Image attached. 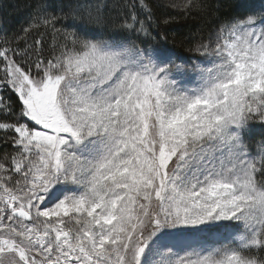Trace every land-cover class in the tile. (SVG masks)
I'll return each mask as SVG.
<instances>
[{"label": "snow or ice", "instance_id": "1", "mask_svg": "<svg viewBox=\"0 0 264 264\" xmlns=\"http://www.w3.org/2000/svg\"><path fill=\"white\" fill-rule=\"evenodd\" d=\"M173 19L36 0L0 36V264H264V0L189 55Z\"/></svg>", "mask_w": 264, "mask_h": 264}, {"label": "trees", "instance_id": "2", "mask_svg": "<svg viewBox=\"0 0 264 264\" xmlns=\"http://www.w3.org/2000/svg\"><path fill=\"white\" fill-rule=\"evenodd\" d=\"M177 3L181 0H176ZM197 3L210 5L208 15L201 16L197 12L185 17L178 10L163 8L161 5L170 3V0H152L157 14L165 13L174 17L172 23L167 26V46L177 54L189 55L187 43L193 36H198L200 30L207 32L218 18H223L232 13L239 3L245 0H196ZM247 2L259 3V0H247ZM36 0H0V36L18 34L27 26V22L33 12Z\"/></svg>", "mask_w": 264, "mask_h": 264}]
</instances>
